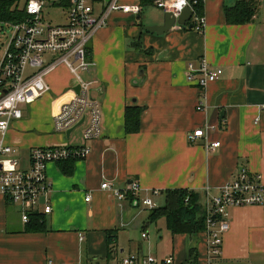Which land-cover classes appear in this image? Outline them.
<instances>
[{"label":"crops","instance_id":"1","mask_svg":"<svg viewBox=\"0 0 264 264\" xmlns=\"http://www.w3.org/2000/svg\"><path fill=\"white\" fill-rule=\"evenodd\" d=\"M108 1L93 0L96 15ZM241 1L249 0H204L202 33L187 22L159 34L147 29L164 23L165 12L153 1L121 0L141 4V12L110 16L89 43L93 69L82 74L94 81L103 135L88 142L86 157L48 164L53 211L41 214L39 223H25L0 192V264H121L132 253L208 264L206 230L173 234L166 219H152L153 208L139 199L160 190L158 207L165 191L187 189L199 193L205 209L243 166L264 183V0H254L250 21H230L227 9ZM202 57L223 70L203 100L186 76L187 64ZM46 81L50 90L24 104L22 118L7 133L23 168L33 147L83 143L84 127L70 137L54 128L77 78L61 65ZM201 101L205 107L198 110ZM127 115L139 120L138 131L128 132ZM198 128L205 136L191 142L188 134ZM215 141L221 145L209 150ZM105 180L117 188L136 180L142 189L136 199L119 200L101 187ZM229 214L218 264H264V204L234 207Z\"/></svg>","mask_w":264,"mask_h":264},{"label":"built area","instance_id":"2","mask_svg":"<svg viewBox=\"0 0 264 264\" xmlns=\"http://www.w3.org/2000/svg\"><path fill=\"white\" fill-rule=\"evenodd\" d=\"M153 2L164 12H172L176 19L183 9L190 8L192 16L189 22L193 23L192 28L204 32L207 20L200 10L204 0ZM54 5L67 10L62 23H52L44 16L45 8ZM25 9L27 15L24 20L8 23L12 35L0 62V192L9 203L19 208L22 220L29 223L32 214H50L53 211L48 164L86 157L91 152L88 142L103 135L102 105L92 94L94 81L82 76L94 66L89 52L90 41L108 24L114 12L139 14L142 5L109 0L102 12L96 15L93 0H27ZM61 65L75 75L80 90L78 93L73 90L71 97L61 105L54 116V128L56 132L66 134L85 117L81 125L84 127L83 143L33 147L30 150L29 166L23 168L18 156L19 148L7 143V133L13 122L22 118V106L34 103L50 90L46 75ZM222 73L220 67H213L205 57L197 62H189L186 68L187 79L199 87L202 100L208 85L220 78ZM204 105L201 101L198 110L204 109ZM203 136V128L188 134L191 142ZM220 145V141H215L208 144L207 148L214 150ZM101 187L119 200L129 197L136 199L142 189L136 180L130 181L123 188L114 187L110 181L105 180ZM159 194L160 190L153 189L141 197L140 201L145 207L154 208L157 206L154 197ZM262 204L264 183L261 175L245 166L239 168L234 177L221 186L220 192L205 206V230L209 237L208 264H218L222 257L224 236L230 229L229 209ZM143 236L146 237V233ZM121 264H175V259L169 256L161 260L154 255L140 256L132 253Z\"/></svg>","mask_w":264,"mask_h":264},{"label":"trees","instance_id":"3","mask_svg":"<svg viewBox=\"0 0 264 264\" xmlns=\"http://www.w3.org/2000/svg\"><path fill=\"white\" fill-rule=\"evenodd\" d=\"M147 1L154 0H142V4ZM21 3L22 0H0V22L14 23L24 20L27 14ZM200 10L202 12V8ZM256 10L257 3L254 0L241 1L235 8L227 9L226 15L230 21L246 23L254 17ZM129 120V115H127L128 132L138 131L139 120L134 118L132 122ZM164 194L165 202L163 205L153 208L152 219L164 217L167 227L173 234L188 233L193 235L205 230V209L201 204L199 193L187 189H170ZM41 217V214H32L30 225L39 223Z\"/></svg>","mask_w":264,"mask_h":264},{"label":"rangeland","instance_id":"4","mask_svg":"<svg viewBox=\"0 0 264 264\" xmlns=\"http://www.w3.org/2000/svg\"><path fill=\"white\" fill-rule=\"evenodd\" d=\"M25 3H26V0H22V3H21L22 7H25ZM66 14H67L66 8L59 6V5L47 6L44 10V16L46 20L52 23H62L63 21H65ZM11 35H12V31H11L10 26L0 24V62L3 57L4 52L6 51L8 47V43L10 41ZM81 127L82 126H79L77 129Z\"/></svg>","mask_w":264,"mask_h":264},{"label":"water","instance_id":"5","mask_svg":"<svg viewBox=\"0 0 264 264\" xmlns=\"http://www.w3.org/2000/svg\"><path fill=\"white\" fill-rule=\"evenodd\" d=\"M191 16H192V11L188 7L182 10L178 19H176L175 15L172 12H165L164 23L162 25L148 26L147 29L157 32L159 34H163L168 30H170L176 23L182 26L186 25V23L189 22V20L191 19ZM192 26L193 23H190L189 27L192 28ZM74 90L78 93L80 90V85H77ZM84 121H85V117H83L82 120L79 123H77L75 126L70 128L66 132V135L70 137L72 132L76 130L79 126H81Z\"/></svg>","mask_w":264,"mask_h":264},{"label":"clouds","instance_id":"6","mask_svg":"<svg viewBox=\"0 0 264 264\" xmlns=\"http://www.w3.org/2000/svg\"><path fill=\"white\" fill-rule=\"evenodd\" d=\"M182 2H183V0H182ZM177 7H179V5H177Z\"/></svg>","mask_w":264,"mask_h":264},{"label":"bare ground","instance_id":"7","mask_svg":"<svg viewBox=\"0 0 264 264\" xmlns=\"http://www.w3.org/2000/svg\"><path fill=\"white\" fill-rule=\"evenodd\" d=\"M140 200V199H139ZM139 202V201H138ZM206 206V205H205Z\"/></svg>","mask_w":264,"mask_h":264}]
</instances>
